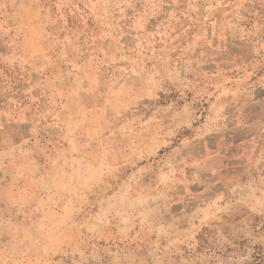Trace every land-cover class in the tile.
<instances>
[{
  "label": "rangeland",
  "instance_id": "374dc122",
  "mask_svg": "<svg viewBox=\"0 0 264 264\" xmlns=\"http://www.w3.org/2000/svg\"><path fill=\"white\" fill-rule=\"evenodd\" d=\"M0 264H264V0H0Z\"/></svg>",
  "mask_w": 264,
  "mask_h": 264
}]
</instances>
